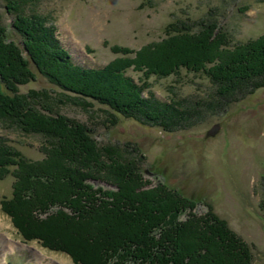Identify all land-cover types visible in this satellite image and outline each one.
Here are the masks:
<instances>
[{
	"label": "trees",
	"instance_id": "16d2710c",
	"mask_svg": "<svg viewBox=\"0 0 264 264\" xmlns=\"http://www.w3.org/2000/svg\"><path fill=\"white\" fill-rule=\"evenodd\" d=\"M3 1L14 18L9 27L0 25V119L8 117L21 131L46 138L38 160L25 158L0 138V180L13 178L10 196L1 197L0 204L17 233L26 242L69 255L75 264H250L249 245L226 222L210 211L196 214L199 201L166 184L147 187L132 161L116 150L105 155L107 149L88 126L54 108L72 103L87 109L93 100L112 110L115 121L114 113L167 130L186 114L171 101L144 95L150 76H168L183 67L208 74L224 89L236 88L233 82L264 87V35L228 49L216 24L197 33L183 27L180 35L167 37L171 41L156 57L117 48L125 57L88 68L72 60L55 22L25 10L38 0ZM184 42L186 58L169 60L164 51ZM129 69L141 73L138 83L126 75ZM36 72L54 90L21 94L19 86L35 81ZM95 180L113 188L89 182ZM20 214L29 223L17 220ZM42 214L81 241L79 249L52 242L57 237L41 230Z\"/></svg>",
	"mask_w": 264,
	"mask_h": 264
},
{
	"label": "rangeland",
	"instance_id": "374dc122",
	"mask_svg": "<svg viewBox=\"0 0 264 264\" xmlns=\"http://www.w3.org/2000/svg\"><path fill=\"white\" fill-rule=\"evenodd\" d=\"M6 4L0 0V25L9 27L14 16L5 11ZM34 5L25 10L32 8L55 22L72 60L88 68L125 57L117 48L130 49L132 56L159 55L171 41L167 37L180 35L183 27L197 33L208 23L216 24L228 49L264 35V0H38ZM186 45L173 44L164 52L169 60L186 58ZM126 75L137 83L141 78L131 69ZM233 83L236 88L224 89L208 74L183 67L168 76H150L144 95L171 101L186 114L179 126L167 130L116 113L115 121L112 110L93 100L91 108L57 103L54 110L88 126L96 143L107 149L105 155L116 150L124 161H132L147 187L166 184L198 200L193 212L210 211L226 222L249 245L250 264H264V87ZM43 88L54 86L37 73L35 81L19 86V92ZM215 125V135H208ZM0 138L27 159L44 156L40 147L46 138L21 131L8 117L0 119ZM12 182L11 176L0 180V200L10 196ZM89 182L113 188L104 181ZM50 214L41 215V230L57 237L52 242L79 249L81 241L55 227L53 219H44ZM17 220L29 223L22 214ZM86 256L92 257L89 252ZM0 264L75 263L65 253L26 242L0 204Z\"/></svg>",
	"mask_w": 264,
	"mask_h": 264
},
{
	"label": "water",
	"instance_id": "95a60500",
	"mask_svg": "<svg viewBox=\"0 0 264 264\" xmlns=\"http://www.w3.org/2000/svg\"><path fill=\"white\" fill-rule=\"evenodd\" d=\"M217 129H218V125L213 126V127L208 131V135H210V136H214L215 133H216V131H217Z\"/></svg>",
	"mask_w": 264,
	"mask_h": 264
}]
</instances>
